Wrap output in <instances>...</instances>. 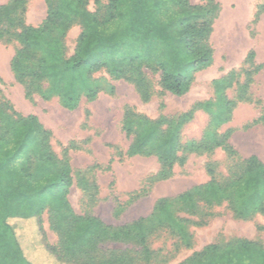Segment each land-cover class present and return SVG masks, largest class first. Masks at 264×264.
<instances>
[{
	"label": "trees",
	"instance_id": "1",
	"mask_svg": "<svg viewBox=\"0 0 264 264\" xmlns=\"http://www.w3.org/2000/svg\"><path fill=\"white\" fill-rule=\"evenodd\" d=\"M44 1L46 16L36 27L24 22L25 0L0 6V41L14 45L9 68L29 101L34 96L56 100L62 109L74 111L81 101L91 103L101 93L113 94L116 81L131 84L142 103L151 99L153 83L161 94L182 97L195 75L212 65L210 37L218 8L213 0L203 5L188 0H106L103 6L93 0L95 13L86 10L88 0ZM74 25L80 32L67 56L65 39ZM254 58L249 52L239 71L212 81L211 100L175 119L151 120L125 109L121 131L129 145L123 156L154 157L159 164L155 181L166 180L175 165L184 164L181 154L221 149L229 166L227 177L219 180L207 166L208 182L174 199L157 200L149 217L120 227L73 212L67 198L73 180L66 155H55L51 133L36 117L21 116L0 99V264H35L25 250L32 243L42 246L51 264L135 263L126 251L101 253L109 244L138 247L140 260L147 262V240L159 229L190 246V221L179 218L177 208L193 214L199 205L225 204L239 220L264 215V164L255 156L241 158L228 143L230 130L218 133L235 107L249 102V86L263 69ZM233 88L236 95L229 99L226 93ZM197 110L208 115L207 129L198 142L181 146V130ZM257 124L264 126V115L253 122ZM77 186L88 191L84 180ZM44 214L58 237L56 246L46 241ZM181 264H264V248L247 240L209 245Z\"/></svg>",
	"mask_w": 264,
	"mask_h": 264
},
{
	"label": "rangeland",
	"instance_id": "2",
	"mask_svg": "<svg viewBox=\"0 0 264 264\" xmlns=\"http://www.w3.org/2000/svg\"><path fill=\"white\" fill-rule=\"evenodd\" d=\"M9 0H0V6ZM24 22L36 27L46 16L44 0H25ZM192 5H203L208 0H188ZM217 16L213 22L210 45L212 65L195 75L187 94L175 97L161 94L153 83L152 97L142 103L134 87L124 81L112 82L113 94L101 93L94 102L81 101L74 111L62 109L56 100L42 101L34 96L25 99L9 68L14 45L0 41V99L9 103L21 116L32 115L51 133L50 145L58 158L66 155L72 171V187L68 202L78 216H93L112 227L128 225L151 215L159 199H174L183 192L209 181L207 166L215 170L217 180L227 177L229 161L224 151L216 149L209 154H181L183 165H175L166 180L155 181L159 164L154 157L123 156L129 141L121 131L126 108L151 120L162 117L171 120L191 110L197 103L213 98L212 81L239 71L249 52L255 54V65L263 69L253 77L249 86V102L239 103L228 123L221 126L219 134L232 132L228 143L241 158L255 156L264 164V126L253 125L264 115V0H213ZM105 5L106 0H99ZM86 10H98L93 0H88ZM80 32L74 25L66 35V54L70 55ZM150 80L156 81V77ZM235 88L226 96L233 99ZM163 108H160V105ZM209 123L201 110L181 130L180 144L198 142ZM84 180L88 187L83 192L77 182ZM139 195L138 198L136 196ZM179 218L189 220L187 231L191 244L185 247L179 238L167 230L159 229L147 240L149 261L139 258V248L132 245L109 244L101 247L104 255L109 251H126L135 258L134 264H181L192 254L209 245L224 246L237 240L254 242L264 248V215L249 220L233 217L225 204L205 208L198 206L193 214L176 209ZM46 241L58 245L57 235L50 229L48 216L42 217ZM23 238H25L23 236ZM24 243H27V241ZM29 260L35 264H51L44 249L37 243L25 247Z\"/></svg>",
	"mask_w": 264,
	"mask_h": 264
}]
</instances>
